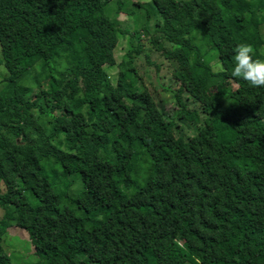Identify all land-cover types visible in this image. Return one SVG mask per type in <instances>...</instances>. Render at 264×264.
Segmentation results:
<instances>
[{
  "label": "trees",
  "instance_id": "trees-1",
  "mask_svg": "<svg viewBox=\"0 0 264 264\" xmlns=\"http://www.w3.org/2000/svg\"><path fill=\"white\" fill-rule=\"evenodd\" d=\"M112 1L121 13L126 0H0V207H13L0 264H13L11 223L48 264H264V87L231 75L236 45L263 58L264 0H153L157 37L133 33L119 64ZM144 36L177 66L175 119L137 89ZM106 66L119 68L115 84ZM75 173L73 197L61 178Z\"/></svg>",
  "mask_w": 264,
  "mask_h": 264
},
{
  "label": "rangeland",
  "instance_id": "rangeland-1",
  "mask_svg": "<svg viewBox=\"0 0 264 264\" xmlns=\"http://www.w3.org/2000/svg\"><path fill=\"white\" fill-rule=\"evenodd\" d=\"M175 1L181 2L190 0ZM105 14L116 24L117 28L123 31L115 50L117 64L124 60L130 61L129 53L133 52L134 49V40L132 38L133 33L142 31V28L147 27L150 35L157 37L155 31L157 24L161 22V19L155 11L153 0H126V5L121 13L117 12L116 1H112L106 6ZM262 35H264V27L262 29ZM198 44L207 48L204 59L209 65H211L213 72L222 73L224 68L218 58L217 52L214 49L209 48L210 46L208 43L204 44L202 41H198ZM142 45L145 47V51L139 55H133L132 59L133 67L137 71L139 77L142 78L144 84L138 86L137 89L141 90L145 87L148 88V91L153 94L154 100L158 106H160L171 119H175L179 109L174 99V95H172V92L170 91L176 86L172 79V75L177 69V66L173 62L168 61L160 50H157L156 47H152L149 36L143 37ZM261 52L263 56L262 60H264V46ZM147 55L149 57V62L152 65L148 64ZM105 69L108 72L112 83L115 84L119 75V68L117 66H106ZM9 76L10 74L6 68L2 47L0 45V92L4 91L7 87L6 80ZM29 83L35 86L32 80ZM43 85L46 87L45 83H43ZM193 131V127L186 129L188 136H192ZM56 142L61 143L64 149L66 148L62 136L58 137L55 143ZM49 168L57 171L62 170L61 166L57 164L51 165ZM61 180L74 182L72 189L69 191L70 195L73 197L83 188V182L79 174H70L64 176ZM17 185L21 189L22 183L20 180L17 182ZM0 189L4 190V186L1 182ZM22 195L31 203L36 204L38 202V199L30 190L23 189ZM8 211H13V207H0V220L4 213ZM8 229L9 230L4 237L3 245L11 257L13 264H48L47 258L37 252L28 229L21 228L14 223H11Z\"/></svg>",
  "mask_w": 264,
  "mask_h": 264
},
{
  "label": "clouds",
  "instance_id": "clouds-1",
  "mask_svg": "<svg viewBox=\"0 0 264 264\" xmlns=\"http://www.w3.org/2000/svg\"><path fill=\"white\" fill-rule=\"evenodd\" d=\"M234 68L232 77L243 80L255 88L264 87V60L253 59L251 44L241 43L233 49Z\"/></svg>",
  "mask_w": 264,
  "mask_h": 264
}]
</instances>
